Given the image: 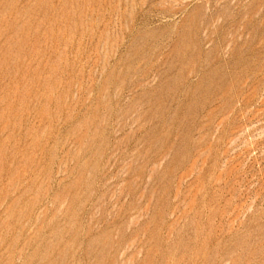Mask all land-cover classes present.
I'll use <instances>...</instances> for the list:
<instances>
[{
	"label": "rangeland",
	"instance_id": "374dc122",
	"mask_svg": "<svg viewBox=\"0 0 264 264\" xmlns=\"http://www.w3.org/2000/svg\"><path fill=\"white\" fill-rule=\"evenodd\" d=\"M0 264H264V0H0Z\"/></svg>",
	"mask_w": 264,
	"mask_h": 264
}]
</instances>
